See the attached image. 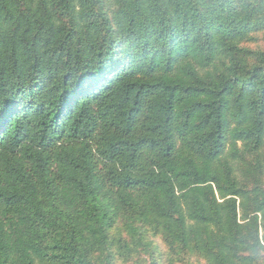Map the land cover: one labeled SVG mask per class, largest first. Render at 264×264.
<instances>
[{
    "label": "trees",
    "instance_id": "obj_1",
    "mask_svg": "<svg viewBox=\"0 0 264 264\" xmlns=\"http://www.w3.org/2000/svg\"><path fill=\"white\" fill-rule=\"evenodd\" d=\"M257 32L264 0H0V264H158L142 228L264 264Z\"/></svg>",
    "mask_w": 264,
    "mask_h": 264
},
{
    "label": "rangeland",
    "instance_id": "obj_2",
    "mask_svg": "<svg viewBox=\"0 0 264 264\" xmlns=\"http://www.w3.org/2000/svg\"><path fill=\"white\" fill-rule=\"evenodd\" d=\"M250 39H252V41L250 43H248L247 45L253 49V50H263L264 49V32H257L255 34H252L250 36ZM245 46V44H244ZM240 216V214H239ZM137 233L141 235L140 237L149 241V240H154L158 245H159V249L161 251V255L160 258L158 260V264H171L170 262L167 261L166 258V253H169V248L167 247L166 242L163 240L162 237H160L159 235H156L150 228H142V229H137ZM152 251V250H151ZM151 251L149 253H138L142 256V259L144 260V262L148 261V258L150 257ZM154 251V250H153ZM181 264H204V262L202 260L199 259H192L189 262H184Z\"/></svg>",
    "mask_w": 264,
    "mask_h": 264
}]
</instances>
